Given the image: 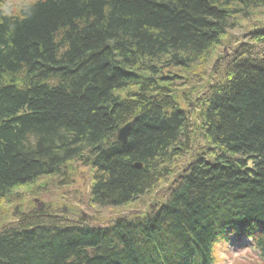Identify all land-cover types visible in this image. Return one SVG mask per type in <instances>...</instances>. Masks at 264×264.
<instances>
[{
    "label": "trees",
    "instance_id": "obj_1",
    "mask_svg": "<svg viewBox=\"0 0 264 264\" xmlns=\"http://www.w3.org/2000/svg\"><path fill=\"white\" fill-rule=\"evenodd\" d=\"M27 1L0 0V199L75 162L91 204L157 206L21 217L0 264H213L225 234L264 261V0Z\"/></svg>",
    "mask_w": 264,
    "mask_h": 264
},
{
    "label": "rangeland",
    "instance_id": "obj_2",
    "mask_svg": "<svg viewBox=\"0 0 264 264\" xmlns=\"http://www.w3.org/2000/svg\"><path fill=\"white\" fill-rule=\"evenodd\" d=\"M9 1L13 3L20 2V6L26 3L22 2L24 0ZM236 33L240 36L242 35V32L239 33V31H237ZM213 68L215 69V66ZM210 74H212L211 71L208 73V76ZM183 160L184 157L179 158L177 160V164H181ZM70 165L71 168L68 170V174L63 177H41L36 183L38 186L34 185L26 188L18 187L13 190L10 196H6L4 199L1 198L0 228L2 226H7L14 219L12 214L14 213L16 207L18 208L17 210H20L23 213L25 211L34 212L38 206L37 203L35 204L34 199L44 203L45 208H48L49 210L47 211L49 212L63 215L70 221L83 220V222L87 224L91 222H106L111 220L113 217H117L127 212V208L98 207L91 204L89 200V187L91 180L87 170L88 168L84 164L75 162L70 163ZM153 201L154 199L152 198V194H147L143 196L140 201L129 207H137L142 211H147L151 205L152 207L155 205ZM41 210L43 211V208ZM82 213L86 214V218L82 216ZM227 246L228 248L225 246H219L216 249L218 258V262L216 264H245L242 259L244 256L242 255H247L244 253L250 251L234 248V246ZM248 256L251 257V259H255V257H253L254 255L251 256L249 254ZM248 264L254 263L251 261Z\"/></svg>",
    "mask_w": 264,
    "mask_h": 264
},
{
    "label": "water",
    "instance_id": "obj_3",
    "mask_svg": "<svg viewBox=\"0 0 264 264\" xmlns=\"http://www.w3.org/2000/svg\"><path fill=\"white\" fill-rule=\"evenodd\" d=\"M131 124H132V121L128 122L125 126H123L120 129L119 139L122 140L123 142L127 141V133H128V130H129Z\"/></svg>",
    "mask_w": 264,
    "mask_h": 264
},
{
    "label": "bare ground",
    "instance_id": "obj_4",
    "mask_svg": "<svg viewBox=\"0 0 264 264\" xmlns=\"http://www.w3.org/2000/svg\"><path fill=\"white\" fill-rule=\"evenodd\" d=\"M121 127H123V125H122ZM121 127H120V128H121ZM119 133H120V129L118 130V134H119Z\"/></svg>",
    "mask_w": 264,
    "mask_h": 264
}]
</instances>
